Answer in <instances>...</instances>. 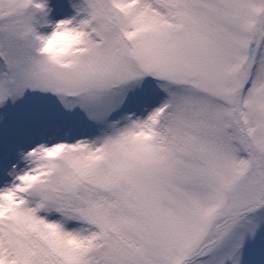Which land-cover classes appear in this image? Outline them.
Listing matches in <instances>:
<instances>
[{
    "label": "snow or ice",
    "instance_id": "6c2138e0",
    "mask_svg": "<svg viewBox=\"0 0 264 264\" xmlns=\"http://www.w3.org/2000/svg\"><path fill=\"white\" fill-rule=\"evenodd\" d=\"M0 264H264V0H0Z\"/></svg>",
    "mask_w": 264,
    "mask_h": 264
}]
</instances>
